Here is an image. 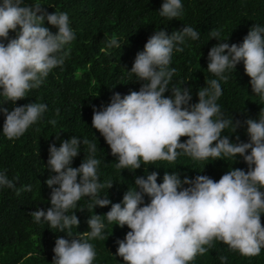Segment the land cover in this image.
<instances>
[{
	"label": "clouds",
	"instance_id": "clouds-1",
	"mask_svg": "<svg viewBox=\"0 0 264 264\" xmlns=\"http://www.w3.org/2000/svg\"><path fill=\"white\" fill-rule=\"evenodd\" d=\"M158 12L168 21L176 19L182 15L183 2L163 0ZM45 21L57 31L53 33ZM70 24L66 12L48 13L40 3L0 0V105H14L11 111L0 107L5 117L2 134L8 140L23 136L47 111L46 104L35 101L15 105L65 63L67 46L76 39ZM10 30L15 38L9 39ZM211 36L217 43L208 51L207 70L216 78L198 90V102L191 103V87L173 85L175 68L170 65L174 52H182L188 40H199L200 32L188 25L170 35L159 29L147 39L128 71L142 82L139 90L123 96L113 93L107 105L93 106L92 128L110 147L116 167L133 174L143 164L174 163L180 156L196 161L239 157L247 171L232 168L218 181L207 175L181 179L178 172L165 171L158 184L159 173L147 170V175L134 177V187L128 188L122 201L112 203L108 195L100 194L113 182L101 181L96 143L74 135L61 140L59 147L50 144L45 183L51 189V206L47 210L37 207L28 215L34 223H47L49 229L66 234L67 238L56 239L51 264H94L97 253L90 241L105 239L106 225L101 215L94 214L87 220L86 237L73 231L80 221L76 211L69 213L84 198L91 201L92 210L111 205L103 215L107 222L130 229L116 241V255L123 264H192L216 241L243 256L260 255L264 249V109L257 119L234 122L232 116L225 117L217 101L222 96L221 81L227 83L229 73L241 62L252 92L264 101V24H253L240 44L220 39L218 30ZM108 46L120 48L121 44L112 38ZM168 91L170 96L165 95ZM245 125L247 142H234L231 135L223 134L225 129L235 133ZM181 137L187 139L181 141ZM84 145L87 155L73 167ZM17 181L0 171V190H15L17 196L32 190L31 184L17 187ZM145 196L150 202L145 203ZM220 260L226 264L227 257Z\"/></svg>",
	"mask_w": 264,
	"mask_h": 264
},
{
	"label": "trees",
	"instance_id": "trees-1",
	"mask_svg": "<svg viewBox=\"0 0 264 264\" xmlns=\"http://www.w3.org/2000/svg\"><path fill=\"white\" fill-rule=\"evenodd\" d=\"M163 0H25L26 4L40 3L48 13L66 12L70 19L76 39L67 46L69 54L62 66L55 68L38 88L29 92V97L19 100L15 106L31 102L47 105L43 118L33 125L23 136L8 140L2 134L5 117L0 113V171L9 179L18 178L17 187L32 185L30 192L19 196L15 190H0V264H51L53 248L59 237H66L57 229H49L47 223H34L29 212L37 207L47 210L50 207L51 189L45 181L49 177L46 168L50 144L60 146L61 140L78 136L96 143L95 158L101 161L99 174L102 182L111 181L113 186L101 190L112 203L122 201L128 188L134 187V177L159 173L157 183L163 182L165 171L178 172L180 178H194L207 175L218 181L232 168L247 171L242 158H209L204 161L180 156L174 163L157 161L143 164L135 173L116 167L117 161L111 155L99 131L92 128L93 106L97 109L110 101L113 93L121 96L138 91L142 82L130 76L132 64L138 52L144 50L147 39L159 29L170 35L184 25L192 26L200 32V39L188 40L182 52H174L170 65L175 68L172 83L176 87H191L192 101L198 102L197 92L207 86L208 81L216 78L207 70V54L217 43L211 32L218 30L220 39L240 44L253 24H264V0H182L183 12L176 19L168 21L159 15ZM45 26L55 33L57 29L45 21ZM10 30L9 39L15 38ZM118 39L121 47H109V39ZM6 43V42H5ZM171 86V85H170ZM222 96L217 103L226 118L243 122L248 118L257 119L264 101L254 95L250 77L244 71L243 62L229 73L227 83L221 81ZM170 96L171 92L165 93ZM0 107L11 111L14 105L6 102ZM55 121V124L50 123ZM223 134L231 135L234 142H247L246 125L235 133L225 129ZM59 135V139L56 138ZM96 135V136H95ZM239 136V141L236 140ZM97 137V138H96ZM187 137H181V141ZM74 158L73 167H78L87 155V146ZM85 153H84V152ZM150 198L145 196V203ZM87 198L78 202L76 215L80 221L74 232L86 237L90 215H101L105 223V239H95L97 256L94 264H123L122 257L116 255L118 239H123L128 231L114 223L109 224L106 214L111 205L89 208ZM83 209L82 211H80ZM94 211V212H93ZM264 226V215L261 216ZM227 257L226 264H264V249L258 256H243L232 251L223 242L216 241L214 246L203 255H198L192 264H221L220 257Z\"/></svg>",
	"mask_w": 264,
	"mask_h": 264
}]
</instances>
